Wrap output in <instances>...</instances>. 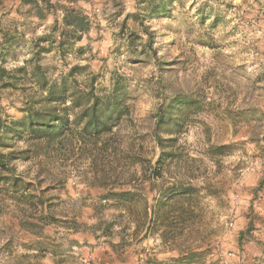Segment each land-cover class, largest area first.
<instances>
[{
    "label": "rangeland",
    "instance_id": "1",
    "mask_svg": "<svg viewBox=\"0 0 264 264\" xmlns=\"http://www.w3.org/2000/svg\"><path fill=\"white\" fill-rule=\"evenodd\" d=\"M57 1L81 10L92 22L89 32L72 49L60 51L59 32L52 31V14L44 20L25 17L17 10L19 0H0V53H7L3 65L7 69L26 65L29 69L31 63L27 65L26 60L35 55L52 80L78 64V77L94 74V88L100 93L109 91L111 74H124L131 90L132 118L122 120L116 129L122 159L129 146L132 153L143 157L157 155L150 131L161 93L204 86L214 102L179 135V143L202 158L197 181L214 182L219 198L203 199L204 209L193 238L197 243H211L207 259L253 264L254 255L260 251L257 242L264 241V154L249 141L248 133L252 127L259 133L264 129V118L258 119L264 109V0ZM153 9L161 12L151 15ZM128 13L143 16L158 58L170 61L161 73L164 86L158 82L154 58L140 54L142 42L136 40L134 50L128 48L130 31L145 38L138 22L128 18L125 30L119 31ZM17 87L0 92L2 112L14 117L20 116L25 101L38 96L27 77ZM210 144H230L231 148L228 154L211 160L204 153ZM29 146L26 139H17L15 148L23 152L13 162L16 172L32 178L41 168L44 183L60 180L62 188L52 191L57 197L53 212L59 217L74 214L80 222L76 232L61 223L45 227L46 233L62 244L60 249H66L67 239L79 243L62 264H141L137 256L143 252L157 253L160 258L171 254L154 235L117 256L108 241H118V226L110 238L90 229L98 217L108 219L111 210L106 208L100 216L93 214L92 200L102 189L89 186L93 177L89 161L77 152L69 155L51 149L45 152L42 145H34L38 149ZM129 172L137 178L144 175L139 163ZM142 184V193L150 200L154 191L150 192L147 183ZM29 240L10 211L0 215V247L10 241L9 248H0V260L15 262ZM42 261L51 264L52 258L47 254Z\"/></svg>",
    "mask_w": 264,
    "mask_h": 264
},
{
    "label": "trees",
    "instance_id": "2",
    "mask_svg": "<svg viewBox=\"0 0 264 264\" xmlns=\"http://www.w3.org/2000/svg\"><path fill=\"white\" fill-rule=\"evenodd\" d=\"M17 10L21 15L37 20L52 14V31L59 32L57 46L60 51L72 49L92 27L91 20L81 10L61 5L57 0H19ZM160 12L153 9L151 15ZM128 18L138 22L145 35L142 39L138 33L130 31L128 48L134 50L133 43L136 40L142 42L139 52L154 58L159 69L158 82L164 86L161 73L170 61L158 58L152 32L144 25L142 15L126 14L119 31L125 30ZM6 55L0 53V92L18 88L17 84L27 77L37 88L38 96L24 102L18 117L5 114L0 106V215L10 211L18 219L20 229L30 236L23 245L25 251L16 256L15 262L0 260V264H46L42 260L47 254L52 258L51 264H62L66 254L79 245L77 241L67 239L66 249H60L62 244L46 233V226L58 223L76 232L80 222L74 214L59 217L53 212L57 197L52 191L62 188L60 180L44 183L41 168L32 178L16 172L13 162L23 152L15 148L17 139H26L33 149H38L34 145H42L45 152L50 149L69 155L77 152V156L89 161L93 176L89 186L102 189L92 200L93 214L100 216L106 208L111 210L108 219L98 217L90 229L110 238L117 225L118 241H108L117 256L128 246L142 244L148 236L157 235L171 254L160 258L157 253L143 252V256H137L141 264H222L218 259H207L211 243H197L193 238L204 209L203 199L219 198V191L214 182L197 181L202 158L193 156L179 143V135L214 102L206 95L204 86L186 92L161 93L150 131L157 155L143 157L140 153H132L129 146L122 159L118 156L116 129L122 120L132 118L131 90L124 74H111L109 91L100 93L94 88V74L84 79L78 77L81 68L78 64L50 80L44 67L34 59L35 55L26 60L27 65L31 63L29 69L26 65L7 69L3 65ZM262 118L264 109L258 119ZM231 124L235 123L231 121ZM254 128L248 133L249 141L264 154V129L259 133V129ZM230 148V144H210L204 153L213 160L228 154ZM138 163L144 174L142 178L129 172ZM122 169L129 170L124 173ZM143 182L148 184L150 192L154 191L150 200L142 193ZM257 244L260 251L254 255L253 264H264V241ZM9 247L10 241H6L0 248Z\"/></svg>",
    "mask_w": 264,
    "mask_h": 264
}]
</instances>
